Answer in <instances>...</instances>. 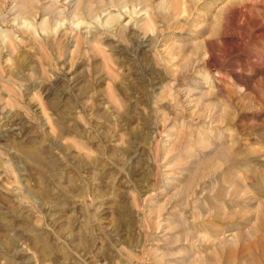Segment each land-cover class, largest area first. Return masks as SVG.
<instances>
[{
    "label": "rangeland",
    "instance_id": "1",
    "mask_svg": "<svg viewBox=\"0 0 264 264\" xmlns=\"http://www.w3.org/2000/svg\"><path fill=\"white\" fill-rule=\"evenodd\" d=\"M0 264H264V0H0Z\"/></svg>",
    "mask_w": 264,
    "mask_h": 264
},
{
    "label": "bare ground",
    "instance_id": "2",
    "mask_svg": "<svg viewBox=\"0 0 264 264\" xmlns=\"http://www.w3.org/2000/svg\"><path fill=\"white\" fill-rule=\"evenodd\" d=\"M27 156H28V157H30L31 155H30V154H28Z\"/></svg>",
    "mask_w": 264,
    "mask_h": 264
}]
</instances>
